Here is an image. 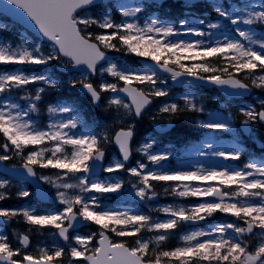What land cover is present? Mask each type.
<instances>
[{
  "label": "snow or ice",
  "instance_id": "1",
  "mask_svg": "<svg viewBox=\"0 0 264 264\" xmlns=\"http://www.w3.org/2000/svg\"><path fill=\"white\" fill-rule=\"evenodd\" d=\"M193 4L194 0H183L182 6L190 10ZM210 4L219 19L208 22L209 31H204L195 21L190 24L187 16L178 23L158 14L141 20L144 9L162 8L164 0H152L151 5H130L124 0H0V30H8L9 24L3 21L13 17V25L33 28L50 42L42 46L24 39L15 45L0 44V65L45 66L27 71L0 68V134L4 137L0 162L19 157V168L12 165L11 170L20 173L23 169L20 174L24 179L52 185L55 199L63 206L45 212L31 206L0 208V218L3 223L19 218L36 231L54 230L50 234L66 242L65 246L30 251L29 234L17 233L14 245L0 232V264H63L66 250L71 264H264V158H250L239 167L169 168L165 162L173 156L172 148L159 150L157 139L149 136L135 148L143 159L133 167L126 166L134 151L136 121L158 98H168L157 116L168 114L169 125L181 113L205 111L190 94L173 100L162 73H169L177 83L199 81L220 86L230 96L254 88L264 90V0L239 5L210 0ZM114 12L119 13V19ZM198 23L205 21L199 19ZM188 34L202 39L182 38ZM110 52L154 63L136 69L118 62ZM53 62L76 74L71 86L81 89L91 103L100 106L107 100L106 108L115 111L117 130L110 133L105 125L104 131H95L82 118L75 101L49 104L51 122L47 125L41 126L33 118L43 94L58 87L49 71ZM33 84L41 86L29 90ZM239 112L246 128L264 124V100L259 109L249 106ZM199 123L211 131H235L231 113H209ZM109 144L118 148L120 157L104 166ZM194 150L199 156L226 161H239L243 155L238 139L228 148L213 136ZM37 169L56 171L38 175ZM100 170L110 174L124 171L136 177L132 188L142 201L159 195L153 182L166 184V194L198 199L191 207L158 209L167 214L164 220L132 208H111L104 204L103 195L121 192L125 181L114 176L102 178ZM16 195L26 198L30 193L19 190ZM10 196V181L0 179V201ZM216 213L234 219L209 224L207 230L189 231L180 237L178 246H164L182 224L207 221ZM84 221L98 225L100 231L70 237V230L75 232ZM109 232L121 239H110ZM143 232L154 235L145 238ZM127 237H136L134 245L124 239Z\"/></svg>",
  "mask_w": 264,
  "mask_h": 264
},
{
  "label": "rangeland",
  "instance_id": "2",
  "mask_svg": "<svg viewBox=\"0 0 264 264\" xmlns=\"http://www.w3.org/2000/svg\"><path fill=\"white\" fill-rule=\"evenodd\" d=\"M124 2H126V3H128L130 5H135L130 0H124ZM245 2L256 3L257 1L256 0H241V1H235V2H229V3L227 2L225 4L239 5V4H242V3H245ZM206 8H208L209 11L205 12L207 14V16L205 18L204 17H199V16H192L189 19V22H190V24H192L195 21V26L196 27H198V28H200V29H202L204 31H209V29H207V23L208 22L215 23V22H217V20L219 18H218L217 13L213 9H212V11L210 10L211 6L210 7H206ZM199 19H203L205 21V24H203V25L199 24L198 23V20ZM147 20L148 19H146L144 21H147ZM222 22L223 23H227L226 21H222ZM229 27H231V25H229ZM5 37H3V35L0 33V44L9 43L10 42L13 45H15L16 43H22L23 40H24V39H19V38H18V40H14L12 37H7L6 34H5ZM182 38L185 39V40H193V41L194 40H197V39H202L201 37H197V36L191 35V34L184 35V36H182ZM237 38H239V37H237ZM35 43H37V42H35ZM71 79H73V77ZM38 86H41V85H37V84L31 85V87H32L33 90L36 87H38ZM189 94L192 95V96H195L197 98V96L193 92H191V91L177 92V93H175V95H178V99L181 96L189 95ZM257 94H258L257 96L260 97L261 94L260 93H257ZM175 95L173 97H171L173 100H175V98H176ZM166 100H167V98H158V100L154 103V105L150 109H148L146 111L145 115L147 117H149V118H152L153 116H157L159 107L162 106V103L165 102ZM60 103H64V102H60ZM49 104H56V103L55 102H51L49 99H46L45 98V100L43 102V105H42V110L43 111L40 112V114H39L42 117L41 120L45 124H48V123L51 122V118H50L49 113L47 111V108H48V105ZM106 104H107V100L105 99L103 101V103L101 104V106L99 107V108L102 109V112L107 109L106 108ZM198 104H202L204 106V102L203 103H200L199 102V99H198ZM205 111H206V109H205ZM199 113H201V112H195L194 113V112H188L187 111L186 114L183 116L182 119H183L184 122H188V123L189 122H192V123H194V125L198 126V128L196 130L202 131L204 133V136L210 135L212 131L203 128L200 125L199 121L206 120L208 118V114L209 113H215V114L220 115V116H222V114L219 113V112L209 111V110L205 114H200L199 115ZM115 115L116 114H115L114 109H110L109 111H107V115L103 119H101V123H100L101 124V128L100 129L102 131L105 130L104 129V126L105 125L108 126V130L110 128L116 127V125H119L118 121L115 119ZM160 115H162V114H160ZM163 115H164L165 118H168V114H163ZM150 126H151V124H147V126L143 130L148 129ZM142 142H140V143H142ZM232 145L233 144H229V145H227V147L230 148ZM190 150L191 149H188L189 152H190ZM111 158H112V161H113L115 158H118V157L112 153ZM110 163H111V161H110ZM201 165L203 167H205V168H208V167H211V166H221L218 163L216 165H212V164H208V163H205V162H203ZM133 166H135V164ZM42 170H43L42 171V174L43 175H52L56 171V170L55 171H53V170L47 171V169H42ZM111 176H114V177L119 178V175L117 173H111V174L110 173H107L104 177H111ZM0 179H4V178H0ZM161 183H163V182H161ZM162 185H163L162 186V189L164 190V188L167 187V185L164 184V183ZM49 189H51L52 192L55 195L56 189H52L50 186H49ZM19 190H27L28 191V189H27V187L25 186L24 183H21V182H18V181H11L10 182V192H11L12 197H14V198H16V197L22 198V197H19L18 195H16V193ZM122 190L119 193H115L116 198H117V201L114 204V206H112L111 208H131V207H128L126 205L121 204V202H120L121 201L120 200L121 198L120 197H122V194H123L122 193ZM133 190L135 192V189H133ZM156 191L160 194L159 189L156 190ZM105 195H108V194L106 193ZM169 196L172 197L173 195L169 194ZM27 207H29V206H27ZM157 207H159V204L157 205ZM153 208H154V206H153ZM134 210H136V209H134ZM157 217L159 219H161V220H164V219H167L168 218L167 217V214H164L163 216L157 215L155 218H157ZM209 224H211L210 220L207 223H205L202 227H184V226H180V229L177 230V233H179V234H176V231H174V233L172 234V235L175 236L176 242L173 243V240H171V241L168 240V241L165 242V245H166V243H171V244L173 243L172 245L174 247L175 246H178V245H180L182 243V241L180 240V237L182 235L186 234L189 231H195V230H199V229L207 230ZM85 230H86L85 234H83L81 236H86L88 233H90V230L91 229L90 228H85ZM11 231L13 232V238L15 240L14 241V244H17L18 243V241L16 239V234L17 233H27V234L33 236V244L29 248L30 251H36V249H38L39 247H43V246H50V245L51 246H54V244H52V243L55 241V238H54L55 236H53V235L50 234L51 231H54V230L44 229V230H41V231H36L35 229H30V226L27 223L21 222V221H18V219H15L13 225L11 226ZM0 232H2V229L1 228H0ZM145 238H147V237H145ZM134 239H136V237Z\"/></svg>",
  "mask_w": 264,
  "mask_h": 264
},
{
  "label": "trees",
  "instance_id": "3",
  "mask_svg": "<svg viewBox=\"0 0 264 264\" xmlns=\"http://www.w3.org/2000/svg\"><path fill=\"white\" fill-rule=\"evenodd\" d=\"M186 63H188V61H186ZM70 86V85H69Z\"/></svg>",
  "mask_w": 264,
  "mask_h": 264
}]
</instances>
